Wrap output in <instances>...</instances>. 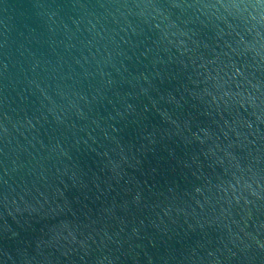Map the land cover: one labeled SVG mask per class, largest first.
Returning a JSON list of instances; mask_svg holds the SVG:
<instances>
[{
  "label": "water",
  "instance_id": "water-1",
  "mask_svg": "<svg viewBox=\"0 0 264 264\" xmlns=\"http://www.w3.org/2000/svg\"><path fill=\"white\" fill-rule=\"evenodd\" d=\"M0 264H264V0H0Z\"/></svg>",
  "mask_w": 264,
  "mask_h": 264
}]
</instances>
